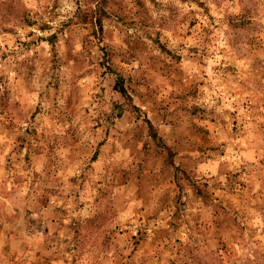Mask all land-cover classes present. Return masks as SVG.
Returning <instances> with one entry per match:
<instances>
[{
    "label": "rangeland",
    "instance_id": "obj_1",
    "mask_svg": "<svg viewBox=\"0 0 264 264\" xmlns=\"http://www.w3.org/2000/svg\"><path fill=\"white\" fill-rule=\"evenodd\" d=\"M0 264H264V0H0Z\"/></svg>",
    "mask_w": 264,
    "mask_h": 264
}]
</instances>
